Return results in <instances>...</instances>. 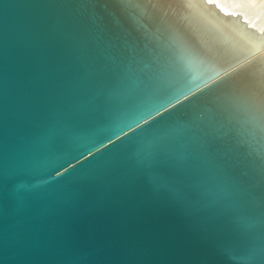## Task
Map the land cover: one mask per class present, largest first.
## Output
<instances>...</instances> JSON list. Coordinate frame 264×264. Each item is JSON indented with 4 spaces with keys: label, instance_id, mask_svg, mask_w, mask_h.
<instances>
[{
    "label": "water",
    "instance_id": "1",
    "mask_svg": "<svg viewBox=\"0 0 264 264\" xmlns=\"http://www.w3.org/2000/svg\"><path fill=\"white\" fill-rule=\"evenodd\" d=\"M264 10L0 0V264H264Z\"/></svg>",
    "mask_w": 264,
    "mask_h": 264
},
{
    "label": "rangeland",
    "instance_id": "2",
    "mask_svg": "<svg viewBox=\"0 0 264 264\" xmlns=\"http://www.w3.org/2000/svg\"><path fill=\"white\" fill-rule=\"evenodd\" d=\"M246 1V2H245ZM249 0H243V2L246 4H248ZM253 1V2H252ZM242 2V3H243ZM251 2L253 3V5L255 4L256 8L258 9H261V10H264V0H250V5H251ZM254 7V6H253Z\"/></svg>",
    "mask_w": 264,
    "mask_h": 264
},
{
    "label": "bare ground",
    "instance_id": "3",
    "mask_svg": "<svg viewBox=\"0 0 264 264\" xmlns=\"http://www.w3.org/2000/svg\"><path fill=\"white\" fill-rule=\"evenodd\" d=\"M237 1L243 2V0H237ZM245 2H246V1H245ZM248 2L250 3V0H249ZM252 2H253V1H252ZM252 2H251V6H254V7H256V6H255V4L253 5V3H252ZM243 3H244V2H243ZM249 3H248V5H250ZM246 4H247V3H246Z\"/></svg>",
    "mask_w": 264,
    "mask_h": 264
},
{
    "label": "snow or ice",
    "instance_id": "4",
    "mask_svg": "<svg viewBox=\"0 0 264 264\" xmlns=\"http://www.w3.org/2000/svg\"><path fill=\"white\" fill-rule=\"evenodd\" d=\"M262 110H264V109H262Z\"/></svg>",
    "mask_w": 264,
    "mask_h": 264
}]
</instances>
